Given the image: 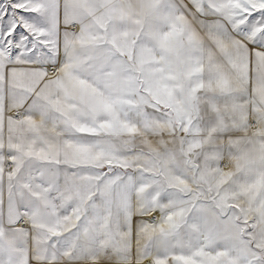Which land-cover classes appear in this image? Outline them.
<instances>
[{"label": "snow or ice", "instance_id": "snow-or-ice-1", "mask_svg": "<svg viewBox=\"0 0 264 264\" xmlns=\"http://www.w3.org/2000/svg\"><path fill=\"white\" fill-rule=\"evenodd\" d=\"M0 264H264V0H0Z\"/></svg>", "mask_w": 264, "mask_h": 264}]
</instances>
